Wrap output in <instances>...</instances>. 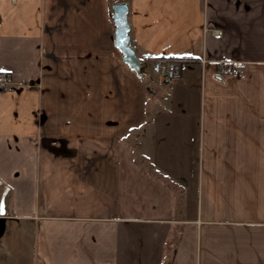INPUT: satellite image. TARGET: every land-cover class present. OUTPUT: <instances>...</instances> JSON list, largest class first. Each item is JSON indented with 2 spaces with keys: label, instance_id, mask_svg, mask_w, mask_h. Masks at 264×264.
<instances>
[{
  "label": "crops",
  "instance_id": "crops-1",
  "mask_svg": "<svg viewBox=\"0 0 264 264\" xmlns=\"http://www.w3.org/2000/svg\"><path fill=\"white\" fill-rule=\"evenodd\" d=\"M0 69V264H264V0H0Z\"/></svg>",
  "mask_w": 264,
  "mask_h": 264
},
{
  "label": "water",
  "instance_id": "water-1",
  "mask_svg": "<svg viewBox=\"0 0 264 264\" xmlns=\"http://www.w3.org/2000/svg\"><path fill=\"white\" fill-rule=\"evenodd\" d=\"M128 6L124 1L117 2L113 5V22L114 44L123 55V60L133 69L140 77L146 74L148 66L145 60L138 58L134 45L129 35V22L127 19Z\"/></svg>",
  "mask_w": 264,
  "mask_h": 264
},
{
  "label": "built area",
  "instance_id": "built-area-1",
  "mask_svg": "<svg viewBox=\"0 0 264 264\" xmlns=\"http://www.w3.org/2000/svg\"><path fill=\"white\" fill-rule=\"evenodd\" d=\"M151 70L160 75L165 81L172 80L179 74L178 63L165 57L155 59L151 65ZM215 70L219 75L236 77L244 73V65L236 61H218L215 63ZM9 83L10 75L6 72L0 73V89L7 88Z\"/></svg>",
  "mask_w": 264,
  "mask_h": 264
},
{
  "label": "snow or ice",
  "instance_id": "snow-or-ice-1",
  "mask_svg": "<svg viewBox=\"0 0 264 264\" xmlns=\"http://www.w3.org/2000/svg\"><path fill=\"white\" fill-rule=\"evenodd\" d=\"M0 71H3V69H0Z\"/></svg>",
  "mask_w": 264,
  "mask_h": 264
}]
</instances>
